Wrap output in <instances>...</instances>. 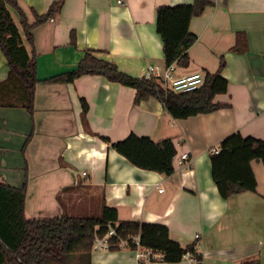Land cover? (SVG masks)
<instances>
[{
    "label": "crops",
    "instance_id": "obj_1",
    "mask_svg": "<svg viewBox=\"0 0 264 264\" xmlns=\"http://www.w3.org/2000/svg\"><path fill=\"white\" fill-rule=\"evenodd\" d=\"M55 1L18 3L33 23V14L45 16ZM194 2L65 0L55 20L33 29V44L26 47L37 65L34 113L0 108V182L16 189L26 185L28 220L97 216L106 205L117 210L119 221L167 227L183 249L198 242L205 264H264L263 164L251 163L257 191L228 200L221 198L211 167V151L234 133L264 141V0H211L190 24L197 42L189 66L177 67L176 75H213L223 60L229 91L215 101L229 108L175 120L159 100L135 104V89L101 76L52 81L75 70L90 51L133 77H145L149 66L165 67L157 11ZM10 11L20 26L19 13ZM8 72L0 49V83ZM82 100L88 105L85 119ZM130 135L172 140L174 174L139 169L101 140L116 143ZM184 154L192 165L181 163ZM90 192L97 211L81 214L71 202L79 193L87 201ZM131 258L130 251H98L92 264Z\"/></svg>",
    "mask_w": 264,
    "mask_h": 264
},
{
    "label": "trees",
    "instance_id": "obj_2",
    "mask_svg": "<svg viewBox=\"0 0 264 264\" xmlns=\"http://www.w3.org/2000/svg\"><path fill=\"white\" fill-rule=\"evenodd\" d=\"M64 1L56 0L45 16L33 14L34 22L30 23L18 0H0V49L6 56L9 68L7 79L0 83V108H22L33 115L38 84L37 65L26 44L32 46L34 28L55 20ZM210 6L211 0H195L192 5L158 9L157 32L163 42L165 67L189 66V50L197 42V36L190 31V24ZM10 9L19 13L20 26ZM224 67L222 60L219 71L206 75L205 83L199 90L178 94L165 90L156 79L130 76L114 63L98 57L97 52L90 51L75 70L52 81L71 84L83 76H101L111 83L135 89V104L154 98L164 105L173 119L187 120L229 108L215 101L217 96L229 91V82L222 75ZM82 108L85 119L88 113L85 100H82ZM101 140L139 169L168 177L175 172L177 150L172 140L155 143L150 138L136 135L116 143L104 137ZM219 149L218 154L211 156V167L213 182L221 198L228 200L243 193H255L257 180L251 163L259 161L264 166V141L234 133L220 143ZM25 199L26 185L16 189L0 182V264H92L95 238L105 236L110 227L116 229L121 239L140 236L142 246L163 253L167 263L179 262L185 252L171 240L167 227L119 221L117 210L106 205L97 216L64 213L51 219L28 220L25 217ZM112 242L115 244L116 241ZM110 250L118 251V248L113 245Z\"/></svg>",
    "mask_w": 264,
    "mask_h": 264
},
{
    "label": "built area",
    "instance_id": "obj_3",
    "mask_svg": "<svg viewBox=\"0 0 264 264\" xmlns=\"http://www.w3.org/2000/svg\"><path fill=\"white\" fill-rule=\"evenodd\" d=\"M121 3V2H119ZM177 67L149 66L146 69V79H156L165 90H170L175 93H191L199 90L205 83V79L201 73L179 77L176 75ZM219 148L211 151L212 155L218 154ZM188 162L192 165L193 160L188 154L181 157V163ZM113 241H116L113 244ZM198 241V239H197ZM113 245L118 250L130 251L134 255L137 264H205V256L197 250L199 243H195L188 250L185 249L184 254L177 263H167L165 255L161 252H156L142 246L140 236H131L128 239H121L117 236L115 228L110 227L109 232L103 236H97L93 243V252L109 251Z\"/></svg>",
    "mask_w": 264,
    "mask_h": 264
},
{
    "label": "rangeland",
    "instance_id": "obj_4",
    "mask_svg": "<svg viewBox=\"0 0 264 264\" xmlns=\"http://www.w3.org/2000/svg\"><path fill=\"white\" fill-rule=\"evenodd\" d=\"M92 197L93 199L91 198V192H90L88 196L86 197L87 199L86 201L85 199H82V195L81 193H79L77 197L73 199V201L71 202V206L77 207L78 211L80 210L81 214L85 213L86 209L90 210L91 212H96L97 211V199H96V196H92ZM120 264H137V263L134 261V259L131 258L130 260L123 261Z\"/></svg>",
    "mask_w": 264,
    "mask_h": 264
}]
</instances>
